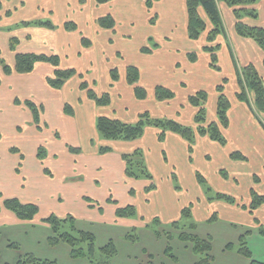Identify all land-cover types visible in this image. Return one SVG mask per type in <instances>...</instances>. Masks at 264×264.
Returning a JSON list of instances; mask_svg holds the SVG:
<instances>
[{"label": "rangeland", "instance_id": "obj_1", "mask_svg": "<svg viewBox=\"0 0 264 264\" xmlns=\"http://www.w3.org/2000/svg\"><path fill=\"white\" fill-rule=\"evenodd\" d=\"M1 1L5 4L2 9L11 11L10 17L2 15L0 18V26L10 28L0 32V56L5 63L12 65V53L15 52L29 50L57 54L61 68H76L98 95L105 91L110 94V104L101 107L88 105L93 101L86 97L84 90L79 89L81 79L77 75L60 89L50 88L45 81L26 80L29 73L14 82L12 77L10 80L1 78L0 161L4 165L0 168V264H16L17 259L27 252L40 258L55 259L59 264H99L98 261L109 264H195L198 257L192 253L188 243L178 238L181 231L200 238L209 237L214 264H249L251 259L264 262V205L255 209L250 205L254 175L260 179L259 184L253 187L254 191L264 194V132L257 120L251 122L244 119L238 113V107L234 106L231 109V124L225 131L222 130L225 143L195 133L190 152L188 141L177 133L169 132L167 139L159 141V130L152 125L145 126L140 137L129 141L102 138L103 142L96 132L94 118L97 115L135 123L139 114L144 112L151 119L174 120L195 129L194 115L197 110L189 104L188 96L200 88L208 94L205 123L215 120L216 86L222 83V72L226 74L228 71L229 56L224 49L218 51L217 61L221 71L212 69L214 74L204 79L203 83L199 81L198 85L191 81L192 74L185 68L191 67L186 65L189 64L187 58L182 53L178 57L172 53L173 46H190L185 35L184 0H158L153 2L150 11L144 6V0H110L100 4L94 0H79L81 4L78 0ZM256 5L258 22H261L264 20V4ZM107 13L116 19L113 31L96 24L95 19ZM151 14H155L154 23L149 22ZM22 21L52 22L57 28L52 45L50 43L48 48H41V43L35 41L37 32L29 39L25 38V33L36 29L31 24L21 25ZM63 21L76 22L77 29L66 36L61 34ZM225 30H228L227 25ZM226 33L229 34V31ZM81 35L91 41L85 50H80ZM8 36L17 38L15 50L8 47ZM166 37H171L167 43L164 42ZM203 40L201 37L196 43ZM33 43L34 49H28ZM196 43L193 42V45L197 48ZM141 46L159 51L141 53ZM203 56L200 51L199 65L205 61ZM176 57L181 63V70L174 66ZM246 64L237 61L239 67ZM128 65H135L141 70L138 84L145 88V98H136L131 86L124 81ZM111 69H116L117 81L111 80ZM36 71L34 67L32 73ZM29 82H33L32 86ZM156 84L170 86L174 97L162 102L156 100L153 87ZM10 85L17 93V104L14 93L6 91ZM230 85H226L224 93L232 97ZM26 100L42 103L38 121H34L32 112L25 105ZM64 102L73 107L74 114L63 111ZM260 117L264 121V114ZM77 147L79 149H75ZM101 147H108L109 150L98 152ZM94 148L97 152L92 156ZM134 152L138 161H144L155 187L145 189L143 186H147L150 180L143 175L138 178L125 175L124 167L137 174H140V167L133 165L135 161L131 164L124 161L122 167L121 158L117 155ZM232 152H240L246 159L237 161L229 156ZM66 157H71V169ZM197 173L202 181L198 180ZM79 178L85 181L87 190L81 193L83 197L68 193L62 187L64 183H76ZM218 195L228 196L234 202L218 198ZM6 197L36 203L39 206L37 217L50 214L59 218L73 216L77 229L89 231L96 237V254L92 262L70 258L69 247L64 243L50 246L47 237L51 231L43 224L8 223L9 216L3 214L7 211L3 207ZM126 204L135 206L136 214L132 218L141 222L143 217L146 226L134 224L128 227L111 225L108 221L99 222L100 219L108 220L114 216V209ZM185 207L190 209V215L186 217L181 216ZM212 214H216L217 219L209 221ZM155 217L161 221L157 228L161 234L159 238L154 235L151 224ZM173 221H178V229L170 226ZM65 228L68 229V225ZM128 232L137 234L139 238L134 242L125 239ZM242 235L251 259L238 252ZM110 239L118 251L109 259L99 248ZM10 242L15 243L17 248L9 247ZM229 244L231 249L226 248ZM168 246L176 260L164 254Z\"/></svg>", "mask_w": 264, "mask_h": 264}, {"label": "trees", "instance_id": "obj_2", "mask_svg": "<svg viewBox=\"0 0 264 264\" xmlns=\"http://www.w3.org/2000/svg\"><path fill=\"white\" fill-rule=\"evenodd\" d=\"M96 3H106L110 0H94ZM158 0H144L145 7L147 11H150L153 6V2ZM258 0H185V12H186V34L189 39L195 40L200 37L203 32L207 33V41L212 42L218 35L225 36V28L222 21V17L218 8V3L223 2L229 7L233 8V13L235 15V25L234 30L237 35L245 38H250L256 42L259 48L264 53V27L260 25H250L246 23L243 19L244 16L256 19L258 14L254 4ZM0 1V9H1ZM250 6V8H249ZM10 10L7 9L5 12L6 16L10 15ZM155 16L152 15L149 19L151 23H154ZM96 23L104 29L114 30L116 26V21L111 14H106L100 16L96 19ZM45 26L50 29H54L55 26L50 21H22L21 25L28 26ZM19 24H17V27ZM63 28L69 31H74L77 29V25L73 21H66L63 23ZM10 28L5 29L0 27V32L8 31ZM15 42H17L16 37H10L9 48L15 50ZM81 45L84 48L90 46L91 41L87 37H82L80 39ZM228 44V43H227ZM219 44H213L211 46L206 45L203 50L209 53L210 62L209 65L215 69H218L217 65V54ZM152 48L141 47L140 52L150 53ZM230 56L234 65L236 81L238 89L235 93V97L238 101L244 102L251 113L254 115L262 129L264 130V121L260 117L264 114V82L261 74L258 72L253 63H248L239 67L237 61L230 50ZM189 59L194 60L196 58V53L191 52L188 54ZM37 62H46L54 67L51 75L47 76L46 82L50 88L60 89L64 83L78 74L81 79L80 88L86 91V95L98 106H106L110 104V94L105 91L98 95L95 90L89 86L87 80L83 79V74L78 73L74 68H61L60 58L57 54H42L34 52H15L14 62L12 65L5 63L3 57L0 56V84L2 82L3 76L9 75L12 72H17L19 74L30 73ZM264 63V59H263ZM140 77L139 70L135 65H128L126 67L125 79L126 82L133 86L134 96L138 99L145 98L146 90L144 87L138 84ZM110 78L113 81L118 79V74L116 69L110 70ZM226 79H223L221 84L216 86L217 91V101H216V120H212L209 123H205V103L207 101L208 94L204 90H198L194 94L188 96V102L190 105L196 108V113L194 115L195 129L187 126H183L174 120L168 119H151L148 117V113L144 112L139 114V118L135 123L124 122L116 117L110 116H99L96 120V131L99 136L105 140H134L143 134L144 127L152 125L159 130L157 138L162 141L165 138L167 132H173L179 134L185 140L188 141V151L192 150V142L194 134L197 132L200 135H207L211 140L217 141L221 144L225 143L222 130L227 128L229 125L228 111L230 109V101L226 93H224V85ZM154 97L156 100H166L174 97V93L169 88L156 85L154 87ZM18 97L14 98L15 104L19 103ZM25 105L30 109L33 115L34 121H38V111L42 109V104H36L30 100L25 101ZM39 106V107H38ZM63 111L65 113L73 114V107L64 103ZM76 149V148H75ZM109 150L108 147H101L100 152ZM43 154V152H42ZM124 161L133 165H138L140 168V174L133 172L129 167L124 168L125 175L131 178H138L140 175L148 178L150 180L149 184L145 186V189H151L155 187L152 176L147 170V167L142 160H137V153L133 154H123ZM234 159H245V157L240 152H234L230 155ZM198 180L202 181L201 176L197 173ZM254 180H257V176H254ZM251 208L255 209L258 206L264 204V195L256 193L251 190ZM218 198H224L229 202H234L222 195H218ZM3 207L11 212H13L17 219L22 222H31L34 220L38 213V205L33 202H22L16 197H6L3 200ZM101 208V207H99ZM136 209L134 205L128 204L123 207H117L115 209L116 217L131 218L135 215ZM190 209L185 207L181 210V216H189ZM211 217L210 221L213 220ZM76 219L67 215L64 217H57L53 214L47 215L40 218L38 224L45 225L51 234L47 237V243L50 246L58 245L59 243H64L69 247V257L73 259H85L92 262L96 254L95 241L96 237L93 233L81 229H77ZM151 227L154 228V235L159 238L161 236L158 231V227L161 222L158 218H153L151 221ZM178 221H173L170 226L173 229H178ZM68 225V229L64 227ZM150 226V225H147ZM62 228L64 230H62ZM132 231V230H131ZM134 236V237H133ZM0 237H1V226H0ZM171 237V234H170ZM132 240L138 239V235H131L129 232L125 235V239ZM178 238L190 245L192 253L198 257L195 264H214V257L211 254L212 244L211 239L200 238L196 235L187 234L185 232H180ZM241 247L238 248V252L243 256L251 259L250 251L244 245V236H240ZM11 248H17V245L13 242L8 244ZM227 248L231 249V245H227ZM101 253L106 257L112 258L117 254V248L113 240H108L103 246L99 248ZM164 254L176 260L170 247L164 249ZM99 264H109V262L98 261ZM16 264H59L57 260L40 258L31 252L25 253L20 256ZM249 264H264V262H259L255 260H250Z\"/></svg>", "mask_w": 264, "mask_h": 264}, {"label": "crops", "instance_id": "obj_3", "mask_svg": "<svg viewBox=\"0 0 264 264\" xmlns=\"http://www.w3.org/2000/svg\"><path fill=\"white\" fill-rule=\"evenodd\" d=\"M1 1V0H0ZM81 1V0H80ZM79 0H78V2H79V4H81V2H80ZM95 2V1H94ZM109 2V1H108ZM184 2H185V0H184ZM16 3H23L21 0H19V2H18V0L16 1ZM96 3V2H95ZM1 9H0V18L2 17V15H5V12H6V10L7 9H5V10H3L2 9V7L5 5L4 4V2L3 1H1ZM96 4H98V3H96ZM257 5L258 4H264V0H259L257 3H256ZM256 5V6H257ZM145 6V5H144ZM218 8H219V11H220V14H221V17H222V21H223V24H224V28H225V25H227L228 26V30L227 31H229V34H227V33H225V36H223V35H218L217 37H216V39H214L212 42H208L207 41V33L205 32H203L201 35H200V37L198 38V39H195V40H192V39H189L188 37H187V34H185L186 35V37L188 38L187 40L188 41H186V42H188L189 44H190V46L188 45V46H186V45H183L182 46V48H179V46H173L172 47V53L174 54V56H179L180 55V53H182V56L183 57H185V58H187V60H188V62H189V64H186L187 66H191V67H185L187 70H190V72H191V74H192V77H191V81L192 82H194V83H196V85H198L197 83H199V81H200V83H203V80L204 79H206L208 76H210L211 74H214V72H212V69L214 70L215 68H213V67H211L210 65H209V62H210V57L208 56V55H206V53L207 54H209L208 52H206V51H204L203 50V47L204 46H206V45H209V46H211V45H213V44H219V47H218V49L216 50V54H219L218 53V51H222L223 49L225 50L224 52L226 53V55L227 56H229V63H228V65H227V68H228V71L226 72V74L224 73V72H222V79H221V81H223V79H226L225 80V85H224V89H225V87H226V85H228V84H231L229 87H230V89H231V91H232V97H230V96H228L229 97V101H230V104H231V106H230V109H229V111H228V118H229V125H228V127L230 126V124H231V109H232V107H234V106H236V107H238V113H241L240 115L244 118V119H246V120H249V121H251V122H253V121H255L256 122V118L254 117V115L251 113V111L249 110V108L247 107V105L244 103V102H240V101H238L237 99H236V97H235V93H236V91H237V89H238V86H237V81H236V75H235V69H234V65H233V62H232V59H231V56H230V50L232 51V53H233V55H234V57H235V59H236V61H238L239 63H241V64H246V63H253L254 64V66L256 67V69L258 70V72L261 74V76H262V78H263V82H264V63H263V59H264V53H263V51L259 48V46L256 44V42L255 41H253L252 39H250V38H245V37H241V36H239V35H237L236 33H235V31H234V22H235V18H234V15H233V12H232V9L230 8V7H228L226 4H224L223 2H219L218 3ZM223 12H224V15H225V18H224V15H223ZM108 14V13H107ZM109 14H111V13H109ZM112 15V14H111ZM152 15H155V14H151L150 15V17L152 16ZM6 16V15H5ZM11 16V12H10V15L9 16H6V17H10ZM113 16V15H112ZM150 17H149V19H150ZM98 18V17H97ZM96 18V19H97ZM96 19H95V21H96ZM245 22H247L248 24H250V25H260V26H263L264 25V20L263 21H261V22H258V18H256V19H252V18H244L243 19ZM115 21H116V19H115ZM64 22H66V21H63L62 22V24H61V30H62V32H61V34H64L65 36L66 35H68V32H70L69 30H66V29H64L63 28V23ZM74 22V21H73ZM150 22V21H149ZM76 23V22H75ZM97 24V23H96ZM77 25V24H76ZM98 25V24H97ZM99 26V25H98ZM1 27V26H0ZM2 27H5L4 25L2 26ZM100 27V26H99ZM264 27V26H263ZM29 28V27H28ZM32 28H34V29H36V30H33V32L31 31V29L28 31V33H25V38H31V34L33 35V33H35V32H37V35H36V37H37V39H35V41H37V43H41V48H48L47 47V45H50V43H51V45H52V41H54V37H53V34H55V32H54V30H56L57 28L55 27L54 29H50V28H47V27H43V26H35V27H32ZM60 28V27H59ZM101 28V27H100ZM115 28H116V26H115ZM115 28H114V30H115ZM104 29V28H103ZM109 30V29H108ZM186 30V29H185ZM31 31V32H30ZM73 31V30H72ZM113 31V30H112ZM226 30H225V32H227ZM184 35V36H185ZM35 37V38H36ZM82 37H86V36H83V35H81V37H79L80 39L82 38ZM201 37H203L204 38V40L203 41H201L199 44H197L196 42L198 41L199 42V40H200V38ZM10 39V37L8 36V40ZM80 39H79V41H80ZM31 40V39H30ZM171 40V37H166L165 38V40H164V42L165 43H167V42H169ZM35 41H33V42H35ZM193 42H195L196 44H197V48L196 47H194V45H193ZM228 43V44H227ZM30 44V43H29ZM91 45V44H90ZM80 46H81V48H80V50L81 49H83V50H85V49H87V48H84L82 45H81V42H80ZM8 47H9V41H8ZM25 47H27V46H25ZM30 47V48H29ZM29 47H27L28 49H34V43L31 45V46H29ZM141 47H143V46H141ZM160 47V46H159ZM190 47V48H189ZM26 48V49H27ZM152 50H155V49H152ZM202 51L203 52V57H204V59H205V61L203 62V64L202 65H199V59H200V51ZM159 51V50H158ZM157 50L156 51H151L150 53L152 54V53H154V52H158ZM174 51H176V52H174ZM28 52H31V51H29L28 50ZM191 52H194V53H196V58L194 59V60H191V59H189V57H188V54L189 53H191ZM142 53V52H141ZM78 54H79V52H78ZM146 55H148V54H146ZM199 55V56H198ZM12 58H11V64L14 62V53H12ZM177 57L175 58V61H174V66L176 67V68H178V69H180L181 70V67H180V65H181V63L177 60ZM209 59V60H208ZM227 59H228V57H227ZM206 61H207V63H206ZM231 62V63H230ZM208 65V67H207V65ZM217 65H218V61H217ZM193 66H196V67H193ZM35 68H37V71L35 72V73H32V71L29 73L30 75L29 76H26L25 78H27L26 80H28V81H37V82H43V81H45L46 82V78H47V76H49V75H51L52 74V72H53V69H54V67L53 66H51L49 63H46V62H37L36 64H35V66H34ZM218 69H215V71L216 72H219V71H221V68L222 67H220L219 65H218ZM74 68V67H73ZM138 68V67H137ZM74 69H76V68H74ZM138 70H139V73H140V75H141V70L138 68ZM182 70H184V69H182ZM78 73H81V72H79L78 70H76ZM185 71V70H184ZM125 72H126V70H125ZM186 72V71H185ZM35 74V75H34ZM23 74H19V73H17V72H12L11 74H9V75H5V76H3V79L5 80V79H7L8 78V80H10L11 79V77H12V82H14V81H17L18 79H19V77L20 76H22ZM77 76H78V74H76ZM76 75H74V76H76ZM73 76V77H74ZM79 77V76H78ZM72 78V77H71ZM70 78V79H71ZM80 78V77H79ZM70 79H68V80H70ZM3 80V81H4ZM67 80V81H68ZM118 80V79H117ZM116 80V81H117ZM66 81V82H67ZM124 81L126 82V79H125V73H124ZM65 82V83H66ZM64 83V84H65ZM80 83H81V80H80V82H79V84H78V86H79V89L80 90H83V89H81L80 88ZM115 83V82H114ZM127 83V82H126ZM182 85H185L186 83L184 82H180ZM31 84V86H32V84H33V82H29V85ZM128 84V83H127ZM205 84V83H204ZM113 85V84H112ZM128 85H130V84H128ZM156 85H158V84H156ZM156 85H154L153 87H155ZM160 85V84H159ZM214 85V83H212V86ZM90 86V85H89ZM131 86V88H132V91H133V86L132 85H130ZM162 86H165V87H167V88H171L170 86H166V85H162ZM63 87V86H62ZM92 87V86H91ZM93 88V87H92ZM7 89L8 90H6L8 93H14V98L15 97H18V96H16V94L17 93H15L14 91H15V89H14V87L12 86V85H10V86H8L7 87ZM12 89H14V90H12ZM199 90H204L203 88L201 89H199ZM198 91V90H197ZM205 91V90H204ZM84 92H85V95H86V91L84 90ZM196 92V91H195ZM194 92V93H195ZM86 97H87V95H86ZM88 98V97H87ZM89 99V98H88ZM156 99V98H155ZM207 99H208V97H207ZM6 101L8 100V99H5ZM89 100H91V99H89ZM167 100H169V99H166V100H160V102H162V101H167ZM0 101H2L1 100V96H0ZM79 101L80 102H82V98H79ZM159 101V100H158ZM216 101L217 100H215V104H216ZM86 102V101H85ZM91 102H92V100H91ZM64 103H66V102H64ZM63 103V104H64ZM40 104H42L41 102H40ZM88 105H90L91 107H93V105L92 104H94L96 107H101V106H98V105H96L94 102L93 103H87ZM109 105V104H108ZM3 112V110H2V108L0 107V113H2ZM73 114H74V110H73ZM2 116V114L0 115V117ZM100 115H97L94 119H95V125H96V120H97V118L99 117ZM240 117V116H239ZM117 118V117H116ZM120 119V118H119ZM253 119V120H252ZM121 120V119H120ZM211 120H214V119H211ZM215 120H216V118H215ZM227 127V128H228ZM261 127V126H260ZM95 128H96V126H95ZM227 128H224L225 130L227 129ZM223 129V131H225ZM261 129H262V127H261ZM262 131L264 132V130L262 129ZM97 132V131H96ZM169 132H167L166 133V135H165V138L163 139V140H165V139H167L168 138V136L170 135V134H168ZM173 133V132H172ZM196 134H198L197 132H196ZM97 135H98V137L100 138V139H102L100 136H99V134H98V132H97ZM199 136H202V137H205L206 135H200V134H198ZM171 138H174L175 139V137H171ZM99 139V140H100ZM162 140V141H163ZM102 141L104 142V140L102 139ZM112 141H126V140H112ZM101 142V141H100ZM95 144V143H94ZM96 145H97V143H96ZM94 146V145H93ZM76 149H79L78 147L76 148ZM95 149V152H93L91 155L93 156V154H95L96 152H97V149L96 148H94ZM98 152H100V149L98 148ZM232 153H234V152H232ZM231 153V154H232ZM66 154V153H65ZM127 154V153H126ZM231 154H229V156L231 155ZM123 154H120V155H117V156H120V158H121V160L119 161L120 162V164H121V166L123 167L124 166V159H123V156H122ZM63 156H65V155H63ZM231 157V156H230ZM96 158H98V155H96ZM232 158V157H231ZM245 159H246V157H245ZM70 160H71V157H70V159L68 158V157H66V162L68 163V164H70V169H71V162H70ZM237 161H239V160H242V159H236ZM65 161V160H64ZM65 163V162H64ZM85 163V162H84ZM0 168L4 165V163H2L1 161H0ZM86 166V165H85ZM4 168H7V167H4ZM125 168V167H124ZM121 171H122V169H121ZM123 174V173H122ZM123 176H124V174H123ZM122 175H121V177H123ZM255 176V175H254ZM254 176L252 177V181H253V187L255 188V185H258L259 184V181H260V179L257 177V180H254ZM66 181V180H65ZM62 187H65V191H67L68 193H71V194H73V193H76L79 197H83L82 196V192H87V190H86V186H85V181L84 182H82V179H78V181H76V183H73V184H69V182L68 183H64V184H62ZM144 188H145V185L143 186ZM142 187V188H143ZM250 188V192H251V190H255L254 188ZM107 194V193H106ZM259 194H262V193H259ZM251 195V194H250ZM262 195H264V194H262ZM86 204V203H85ZM87 205V204H86ZM126 205H128V204H126ZM264 204H262V205H260V206H258V207H261V206H263ZM87 206H90V207H92L91 205H87ZM39 207V206H38ZM101 207V206H100ZM135 207V206H134ZM242 207H244V206H242ZM98 208V207H97ZM101 209H102V207H101ZM136 209V208H135ZM115 210V209H114ZM4 215H8L9 216V219H10V222H8V223H11V224H13V225H19V224H23V223H26V222H22V221H20V220H18L17 219V217H16V215L13 213V212H11V211H9V210H7V211H5V213H3ZM112 214H114V216H111L108 220H102V219H100L99 220V222H102V223H105V222H107L108 221V223L109 224H111V225H119V226H128V227H131L132 225H134L135 224V226H142V227H144V226H146V224L144 223L145 222V220H144V218L142 217L141 218V222L140 221H137L136 219H133L132 217L131 218H123V217H116L115 216V212L113 211V213ZM136 214V213H135ZM213 215H214V218H213V220H215V219H217V217H216V214H212L211 216H210V218H209V221H210V219H211V217H213ZM135 216V215H134ZM40 218L41 217H37L36 216V218L34 219V220H32L31 221V223H34V224H38V222H39V220H40ZM256 220V219H255ZM212 221V220H211ZM161 222V221H160ZM45 226V225H44ZM227 248V247H226Z\"/></svg>", "mask_w": 264, "mask_h": 264}]
</instances>
